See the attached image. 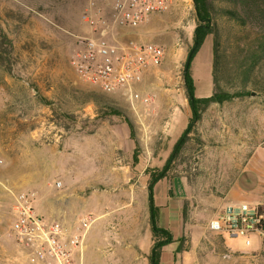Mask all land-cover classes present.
<instances>
[{
    "label": "rangeland",
    "instance_id": "obj_1",
    "mask_svg": "<svg viewBox=\"0 0 264 264\" xmlns=\"http://www.w3.org/2000/svg\"><path fill=\"white\" fill-rule=\"evenodd\" d=\"M114 1L0 0V24L12 41L11 72L0 65V264H29L9 236L13 199L22 190L37 192L35 207L43 215L40 209H46L50 196L63 194L64 205L68 201L80 209L95 191L105 201L107 194L112 197L120 189L93 182H129L122 188L130 189L133 200L118 213H138L141 240L135 249L148 244L150 171L165 165L188 125L191 111L184 70L198 20L194 0H174L168 11L150 17L136 30L137 36L130 35L165 49L162 63L150 68L137 85L154 100L132 107L120 92L106 93L81 81L69 65L78 38L91 33L84 12L92 3L107 9ZM216 3L231 6L224 0ZM238 7L242 9L241 4ZM218 23L221 49L228 53L243 43L248 32L256 31L251 20L243 26L221 16ZM213 57L209 34L191 66L198 96L214 90ZM257 76L264 78V63ZM249 88L252 91L244 98L212 103L204 111L170 163L168 177L154 187L155 202L166 207L158 225L177 236L182 232L193 244L192 251L177 255L176 242L164 246V264H264V240L253 236V244L246 246L243 239L226 236V246L222 235L208 229L209 220L226 203L238 201L233 198L236 187L260 194L256 202L247 201L264 206V94ZM107 103L122 114H110ZM137 142L140 150L134 162ZM99 157L112 165L98 168ZM65 193L71 198L64 199ZM179 217L194 224L196 233L207 226L206 233L193 240L189 229L177 227ZM123 229L132 228L127 223ZM118 245L123 250L104 244L99 249L102 259L91 256L98 250L91 243L85 264H109L117 255L132 264L146 259L124 257L129 241Z\"/></svg>",
    "mask_w": 264,
    "mask_h": 264
},
{
    "label": "built area",
    "instance_id": "obj_2",
    "mask_svg": "<svg viewBox=\"0 0 264 264\" xmlns=\"http://www.w3.org/2000/svg\"><path fill=\"white\" fill-rule=\"evenodd\" d=\"M173 1L115 0L107 9L92 3L83 14L91 33L78 38L69 59L76 76L103 92H120L132 107L150 104L153 95L141 93L137 85L150 68L162 63L165 49L133 36L150 17L168 11ZM36 197L35 190H22L13 199L9 236L21 254L29 264H83L74 252L83 236L70 235L63 224L39 214ZM87 221L91 217L82 218L83 223ZM208 227L223 236L243 239L246 246L253 244V236L262 242L264 206L247 200L228 202L209 220Z\"/></svg>",
    "mask_w": 264,
    "mask_h": 264
},
{
    "label": "trees",
    "instance_id": "obj_3",
    "mask_svg": "<svg viewBox=\"0 0 264 264\" xmlns=\"http://www.w3.org/2000/svg\"><path fill=\"white\" fill-rule=\"evenodd\" d=\"M216 1L194 0L198 21L194 30L193 44L189 51L190 63L184 70L187 101L191 115L187 127L176 141L165 165L150 171L148 201L154 242L149 254V264H162L163 248L168 244L177 243L175 255L190 249L187 237L182 235L176 238L170 229L158 225V218L163 206H159L155 202L154 187L161 179L168 177L169 165L177 157V153L183 149L192 128L202 119L204 111L212 103L222 104L235 98H244L252 91L249 86H253L258 92L264 94V78L261 79L257 76L259 67L264 63V0H224L229 2L231 6H219ZM238 4L242 5V9L238 7ZM221 16L236 20L243 26L251 20L255 24L256 31L254 35H252V31L248 32L244 36L243 43L237 44L232 52L222 51L218 23V18ZM209 34L213 35L214 46V90L208 96H198L191 66ZM11 56L12 41L0 24V65L9 73L12 64ZM107 107L110 108V114H122L109 103H107ZM139 150L140 146L137 142L134 149V162H138Z\"/></svg>",
    "mask_w": 264,
    "mask_h": 264
},
{
    "label": "crops",
    "instance_id": "obj_4",
    "mask_svg": "<svg viewBox=\"0 0 264 264\" xmlns=\"http://www.w3.org/2000/svg\"><path fill=\"white\" fill-rule=\"evenodd\" d=\"M105 163L108 165L109 164L112 165L111 160H108L106 158L102 159L101 157H99L98 160H96L95 164L96 166L98 165V168H100L101 165H104ZM125 183L128 184L129 182H112V183L93 182L92 184L94 186L99 187V185L101 186L114 185L119 187L120 189H115L114 191L115 193L113 194L112 197L107 194V199L105 201L102 197V193H100L97 190L94 192V196L92 199H90V201L81 202L82 204L80 209L77 206L74 207L73 205H71V203H68V201L64 205L61 202V197L63 194H59L57 196H50L46 202V209L44 210H42V208L40 209L41 211H43L42 214L45 217L60 221L67 228L68 233L70 235L83 236V241L81 246L76 247L74 249L75 255L77 256L78 260L82 261L83 264H85L84 260H86L85 253L90 251L89 248L91 246V243H95L98 246V250L96 252H93L91 256L94 257L97 256L99 258L100 256H102V252H100L101 250L100 248H102L106 243L113 244L117 251L121 249L123 250V248L119 247L118 245V243L121 241L122 242L125 241L126 243H128L129 241L130 244L126 247L128 248L129 254L125 255L124 257H129V259H131V258H139L141 256H144L146 259L143 262H138L135 264H149L148 258L153 244L152 241L154 240L153 232H151V236H150V232L147 231L146 237L148 238V244L146 248L139 246V249H135V245H139L141 240V233L138 232L137 230L139 224V215L136 211L133 212V210L125 211L124 212L125 215L118 213L119 209L130 207L131 201L133 200V198L131 197L130 189L122 188L124 187ZM64 195H65L64 199L66 200L71 198V195H69L68 193H65ZM233 198L237 199L238 201L249 199L252 202H256L257 200L261 199V196L260 194L247 193L245 191H242L239 187L238 188L236 187L233 194ZM105 203L106 205H108V207L105 206ZM109 204H111L113 207L110 208ZM157 205L163 206V210L161 214L164 213L166 207L161 203ZM105 209L106 211H104ZM127 212H130V214H128ZM87 216L91 217L92 221L91 222L87 221V223H83L82 218ZM109 219H112V221H110ZM127 223L132 228L129 232L123 229V227L126 226ZM176 225L177 227L181 226L182 230L184 229V227L186 229H189L191 231L193 240L196 234L198 238L199 237L201 238L202 235L205 234L207 231V226H204L202 227V229H198L197 233L194 232L195 230L193 227L195 225L187 221L184 223V221L180 217L177 219ZM115 226H118L122 229H114ZM182 235L183 233L181 232L179 233L178 236L175 235V237L178 238ZM222 237L225 238L226 236L222 235ZM150 238H152L151 242H150ZM225 245L229 246V243L227 242L226 238H225ZM192 247L193 244L192 246L190 245V249H189L190 251L193 250ZM189 250L184 252H189ZM140 253L142 255H140ZM120 259L122 261V264H132L131 261L127 260L126 258H123L122 255L114 256V258L111 260L112 262H110L109 264H120L119 262ZM162 264H164L163 254H162Z\"/></svg>",
    "mask_w": 264,
    "mask_h": 264
},
{
    "label": "water",
    "instance_id": "obj_5",
    "mask_svg": "<svg viewBox=\"0 0 264 264\" xmlns=\"http://www.w3.org/2000/svg\"><path fill=\"white\" fill-rule=\"evenodd\" d=\"M189 63H190V55H189V57H188V59H187L186 67L189 65ZM185 69H187V68H185Z\"/></svg>",
    "mask_w": 264,
    "mask_h": 264
}]
</instances>
